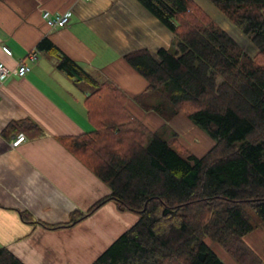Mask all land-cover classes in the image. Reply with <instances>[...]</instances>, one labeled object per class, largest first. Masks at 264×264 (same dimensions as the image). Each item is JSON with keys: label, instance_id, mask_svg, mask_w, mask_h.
Returning a JSON list of instances; mask_svg holds the SVG:
<instances>
[{"label": "trees", "instance_id": "trees-1", "mask_svg": "<svg viewBox=\"0 0 264 264\" xmlns=\"http://www.w3.org/2000/svg\"><path fill=\"white\" fill-rule=\"evenodd\" d=\"M207 1L255 46L253 56L194 0H137L174 35V50L123 57L147 83L133 101L166 124L182 115L203 130L214 145L202 156L175 133L167 141L148 128L114 83L49 40L38 45L54 54L59 70L92 88L84 104L93 131L61 138L110 190L87 213L113 202L138 216L92 264H224L206 237L238 264L263 263L243 238L256 228L249 211L264 224V0ZM19 129L41 132L28 120ZM83 217L41 225L71 227ZM0 264L22 262L0 248Z\"/></svg>", "mask_w": 264, "mask_h": 264}, {"label": "crops", "instance_id": "crops-1", "mask_svg": "<svg viewBox=\"0 0 264 264\" xmlns=\"http://www.w3.org/2000/svg\"><path fill=\"white\" fill-rule=\"evenodd\" d=\"M194 1L200 7L205 2ZM43 11L53 16L69 11L70 23L51 29L42 19ZM173 38L137 0H0V63L13 69L23 62L29 68L23 78L0 82V248L22 264H92L138 220L113 202L87 213L110 190L61 138L93 131L84 104L92 88L59 70L57 58L39 49V43L49 40L89 73L114 83L129 98L130 111L159 131L166 124L161 117L133 101L147 83L123 57L142 49L155 56L159 49H169ZM4 46L10 56L2 51ZM30 52H36L35 61L27 58ZM182 117L167 124L174 127L179 122L178 126L190 129L186 139L192 144L181 135L177 140L202 156L214 142L193 131ZM27 120L37 125L39 135L19 129ZM19 134L26 140L11 147ZM194 137H200V143ZM79 214L84 217L71 227L41 225L64 224ZM243 240L264 264V224L256 221L255 230ZM223 254L229 258L224 249Z\"/></svg>", "mask_w": 264, "mask_h": 264}, {"label": "rangeland", "instance_id": "rangeland-1", "mask_svg": "<svg viewBox=\"0 0 264 264\" xmlns=\"http://www.w3.org/2000/svg\"><path fill=\"white\" fill-rule=\"evenodd\" d=\"M198 1V0H197ZM208 5L205 4V2H201L200 5L201 7L204 8V10L207 12V14L209 16H211V18L213 20H215L217 22V24L226 32H228L230 34V36L232 38H234V40L241 45V47L246 51V53L249 56H253L256 52V48L253 44H250L248 42V40L243 36V34L241 32H239L238 30H236L234 28V26L229 22L228 19H226L224 17V15H222L216 8H214V6H212V4L210 2H208L207 0H204ZM199 2V1H198ZM174 40V38H173ZM173 42V41H172ZM172 50H174L173 46L169 47ZM184 119V117H182ZM180 120H183V119ZM185 120V119H184ZM186 121V120H185ZM184 122V121H183ZM188 126H191V129L193 128V131H198L199 133L203 134L207 139H209L211 141V139L206 135V133L203 130H199L196 126H194L193 124H191L188 121ZM178 124H180L179 122H177V125H175L174 127L170 126L169 124H165L164 126H162L160 128V130L158 131V134L164 138V140L167 141H171V139H173V135L174 133L178 136H182L184 139H186V134L189 133V130H186L185 126H178ZM197 129V130H196ZM196 138V139H195ZM200 137H194L193 139L196 142L200 143ZM187 142L189 144H192L188 139H186ZM198 140V141H197ZM250 216L253 217V223L256 224V221H259V219L253 215V213L251 211H249ZM135 215V214H134ZM207 238V237H206ZM206 240V244L209 245L210 249L215 253V255L217 257H219V259H223L222 261L224 262V264H236L231 258L230 256H228L229 258H225L223 257V249L222 247L218 246L217 244H214L213 241H211L209 238L205 239ZM219 254V255H218ZM229 259V260H228Z\"/></svg>", "mask_w": 264, "mask_h": 264}, {"label": "built area", "instance_id": "built-area-1", "mask_svg": "<svg viewBox=\"0 0 264 264\" xmlns=\"http://www.w3.org/2000/svg\"><path fill=\"white\" fill-rule=\"evenodd\" d=\"M42 19L47 24V27L53 29L56 28H63L66 25L70 23L72 13L69 11L65 12L62 15L53 16L50 14L49 11H43L41 13ZM2 51L5 53V55L10 56L11 51L8 47L4 46L2 47ZM36 52H30L27 55V58L31 61H35L37 59ZM29 72V68L24 64L23 62H20L18 66L14 67L13 69L5 68L3 63H0V82H4V80H7L9 77H16V78H23L26 76V74ZM26 140V137L24 134H19L12 142L11 147L15 148L16 146L20 145L23 141Z\"/></svg>", "mask_w": 264, "mask_h": 264}]
</instances>
